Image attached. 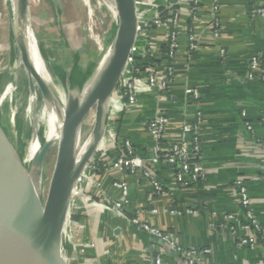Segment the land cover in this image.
Instances as JSON below:
<instances>
[{
    "label": "crops",
    "instance_id": "obj_1",
    "mask_svg": "<svg viewBox=\"0 0 264 264\" xmlns=\"http://www.w3.org/2000/svg\"><path fill=\"white\" fill-rule=\"evenodd\" d=\"M157 1L161 10L177 0ZM211 3L212 0H202L200 19L195 23L187 4L181 5L185 32L170 88L175 102L163 92L143 91L137 96L143 108L128 110L123 108L120 96L117 100L121 101L122 109L113 124L117 128V133L114 131L117 142L107 143L113 137L109 131L97 147L99 152L107 143L100 160L111 162L124 149V142L130 140L136 155L147 159L154 145L147 123L157 111L164 110L169 119L164 136L166 145L190 141L191 136L183 132V126L192 124L197 112H201V163L208 170L206 180L182 188L172 177L170 166L164 163L151 166L166 195L150 207L148 196L152 188L141 176L121 170L99 173L101 190L89 195L102 206L85 204L82 199L79 205L87 215L79 244L84 249L81 264H155L160 252L167 264H184L165 244L132 223L137 216L184 248L211 249L208 264H264V146L245 128V121L251 122L255 138L264 142V75L251 71L252 59L259 54L264 58V18L250 17L251 9L264 6V0H221L219 39L212 38L206 29L212 21ZM154 14L146 12L144 17L150 21ZM189 25L203 40L200 49L192 54L186 33ZM167 41L166 31L151 29L140 38L136 49L144 51L147 42L161 48ZM220 49L226 51L225 58L220 57ZM192 89L199 90L198 101L193 100ZM244 111L246 118L242 116ZM96 136L89 141L90 145ZM116 181L126 182L130 187L129 202L123 211L113 209L107 202V199L123 200L122 193L114 188ZM239 181L248 187L252 209L262 228L255 250L238 247L237 238L243 233H233L232 225H226L223 219L225 214H237L243 219L237 197ZM153 208L157 214L149 212ZM172 210L180 213L172 214Z\"/></svg>",
    "mask_w": 264,
    "mask_h": 264
},
{
    "label": "rangeland",
    "instance_id": "obj_2",
    "mask_svg": "<svg viewBox=\"0 0 264 264\" xmlns=\"http://www.w3.org/2000/svg\"><path fill=\"white\" fill-rule=\"evenodd\" d=\"M34 1L38 9L33 13V16L29 13L26 17L22 16L31 38L30 43H26V45L29 46V49L32 48L36 42V35H38L44 51L50 58V68L58 79L59 89L66 95V102L68 93L81 97L85 85L109 55L115 37L117 18L106 7L103 9L96 7L93 17H90V8L84 6V0ZM92 2L96 4L97 0H92ZM11 6L12 3L7 4L5 0H0V127L7 139L23 153L27 148L31 125L36 126L44 140L46 138L45 119L35 112L40 109H38V105L43 98L44 87L40 86L42 73L39 68L33 65L31 51H26L28 64H25L24 61L21 63L20 54L16 53V46L22 49L24 47L18 36V31L13 25ZM92 35H97L102 40L101 45L91 38ZM30 66L36 68L38 76L32 73ZM30 82L34 84V92L30 90ZM120 96L117 89L114 90L105 126L102 127L104 129L102 137L106 136L109 131L112 136H115L113 124L117 118V108L120 106L117 99H120ZM96 112L97 105L92 108L83 122L82 132L84 135H88L91 131L96 120ZM57 128L58 126L51 134L50 138L53 137L52 146L42 162L41 182L44 188L49 182L50 185L52 184L57 164L59 143L62 139V130L57 132ZM102 128H99L94 136L98 132H102ZM111 141L113 139H108L107 143ZM90 142L86 144L82 155L89 148ZM93 142L92 144H94ZM107 143L103 149L92 156L91 161L87 163L75 180L73 195L70 205L68 204L71 242L67 245L68 249L67 247L65 249V252H68L70 264H81L83 261L82 248L79 247V244L85 225L82 222H75L74 215L82 211L79 206L82 203L81 199L88 196L89 192L97 190L90 180L95 177L94 166L100 161ZM82 166L81 161L77 167L81 168ZM22 168L25 170L24 167ZM42 192V201L46 202L47 196L45 191L42 190Z\"/></svg>",
    "mask_w": 264,
    "mask_h": 264
},
{
    "label": "built area",
    "instance_id": "obj_3",
    "mask_svg": "<svg viewBox=\"0 0 264 264\" xmlns=\"http://www.w3.org/2000/svg\"><path fill=\"white\" fill-rule=\"evenodd\" d=\"M186 3L191 20L198 22L199 13L202 9V0H177L169 2L163 9H159L157 0H136V12L138 18V31L135 46L131 52L127 68L121 77L117 92L122 95L124 109H139L143 105L138 102L137 96L143 91L163 92L173 102L174 95L170 88L173 83L176 66L178 64V53L180 50V42L184 35L183 10L181 5ZM221 9V0H212L210 6V17L213 23L211 37L219 39L222 31L218 15ZM146 12H154V17L147 21L144 17ZM250 17L253 20L264 18V6L253 7L250 11ZM151 29L164 30L168 33L167 41V62L163 67L156 64H146L148 58H156L160 55V48H154L149 42L146 43V48L142 52H138L136 44L141 37L147 36ZM143 33V34H142ZM187 40L189 44L190 54L200 49L202 45V36L198 34L192 26L187 29ZM142 34V36H141ZM220 57H226V51L220 49ZM140 58V61H136ZM252 73L261 71L264 75V58L261 54L252 59ZM191 95L194 101L200 99L198 89H192ZM115 116V115H114ZM243 118L247 117V112L242 113ZM169 123L168 116L164 110H159L148 121L147 130L154 142L151 150V156L147 159L136 155L133 144L130 140L124 142V149L114 161H105L102 167L98 164L94 166L96 173L90 180L93 187L101 190V184L97 180L98 173H105L111 170L125 171L131 175H138L145 179L152 188L148 196L150 207L156 199L166 195V191L159 181L153 169L149 166L164 163L170 166L173 170L172 177L179 183L182 188L202 183L206 180L208 170L202 165V125L203 115L197 112L196 118L192 124H185L183 132L189 134L190 141L181 144H164V136L166 127ZM245 128L252 134L255 140L264 146V142L255 138V129L251 122L245 121ZM111 129V128H110ZM112 131V129H111ZM113 132V131H112ZM114 136V135H113ZM114 142H117L116 135L112 137ZM114 188L122 193L123 200H108V204L116 210L123 211L125 205L128 204L130 187L126 182L116 181ZM237 197L240 208L242 210L243 219L237 214H225L224 221L227 225L231 224L233 233L242 232L243 235L238 236L237 246L246 247L255 250L259 242V236L262 233L260 222L252 209V200L248 187L241 181L237 183ZM85 204L100 207L102 204L91 195L82 198ZM151 214H157L156 209L149 210ZM172 214H179L178 210H172ZM195 213V212H194ZM132 223L139 226L143 231L151 234L163 244L167 246L169 252L176 254L184 264H208L207 257L211 255L212 250L209 248H184L179 245L170 235L164 233L160 229L153 227L146 222L141 216H137L132 220ZM94 246V244H92ZM84 249L82 250V253ZM163 252H160L155 257V264H167L163 259Z\"/></svg>",
    "mask_w": 264,
    "mask_h": 264
},
{
    "label": "water",
    "instance_id": "obj_4",
    "mask_svg": "<svg viewBox=\"0 0 264 264\" xmlns=\"http://www.w3.org/2000/svg\"><path fill=\"white\" fill-rule=\"evenodd\" d=\"M114 1L117 25L106 62L83 100L76 94L68 93L57 164L43 211L25 170L14 161L8 139L0 127V264H58L60 232L76 177L82 171L76 172L78 127L95 105V125L101 121L104 105L98 99L101 95L112 96L116 90L137 38L136 0ZM18 7L22 16L26 17L28 0H18ZM16 53L22 54L24 63L28 64V55L24 50L19 51L16 47ZM30 70L38 76L34 66H30ZM30 90L35 91L33 82H30ZM51 146V142L43 144L37 157L39 162Z\"/></svg>",
    "mask_w": 264,
    "mask_h": 264
},
{
    "label": "bare ground",
    "instance_id": "obj_5",
    "mask_svg": "<svg viewBox=\"0 0 264 264\" xmlns=\"http://www.w3.org/2000/svg\"><path fill=\"white\" fill-rule=\"evenodd\" d=\"M7 4L12 3L11 10L13 14V25H15L18 36L20 37L22 43H23V49L20 47H17L19 51L24 50L25 52L27 50H30L32 54L33 60L32 63L35 67L39 68L42 75V82L40 84L41 87H44V95L41 100V102L38 105V109L36 110L37 115H41L46 122V138L43 139V136L39 134L36 126L31 125V131L29 136V141L27 144V148L25 152L21 153L19 149H17L11 141L8 140L10 149L13 154L14 161L18 166L24 167L27 177L30 179L37 201L38 205L40 206V209L43 211L47 202V199L49 197L50 191H51V185L50 182L47 186H42L41 182V172H42V162L43 159L39 162L37 160L38 154L45 142H51L53 139L50 138L52 132L54 129L58 126L57 132L61 131L62 128V122L66 110V97L65 95L60 91L59 83L57 77H55V73L50 68V58L46 54V52L43 49V46L40 42V37L36 35V42L35 45L32 48H28L29 46L26 45L30 43V35L27 32L26 24L23 20V17L21 15V12L18 7V0H5ZM34 0H28V13L33 16V13L38 9V7L34 4ZM84 6L90 8V17H93V12L96 10V7L102 8L106 7L109 9L112 14H114L117 18L116 13V6L114 0H97V3L94 4L92 0H84ZM104 8V9H106ZM85 13V12H84ZM94 30V29H93ZM107 32V31H106ZM95 34V33H94ZM106 34V33H105ZM92 39L98 43V45L102 43V40L96 35L91 36ZM21 53V52H20ZM19 59L21 60V63L23 61L22 54L19 55ZM106 59L101 63L100 68H98L89 82L85 85L83 94L81 95L82 100L85 98L87 92L92 87L96 77L98 76V73L104 66ZM23 65V64H22ZM16 78V77H15ZM37 83V82H36ZM38 85V83H37ZM39 86V85H38ZM14 94V93H13ZM100 102L103 103L104 109L102 112V119L99 122V124L93 125L91 131L88 135H84L82 132V126L83 123L78 127L77 134H76V142H75V157H76V172H79L80 170H83L86 167V163L91 161L92 155L98 152V145L100 143V140L102 139V135L104 134V129L102 127L105 126L106 116L108 115L112 96L109 94L107 95H101L98 99ZM7 101V100H6ZM12 102V101H11ZM119 108H117L118 112L121 111L122 105L119 104ZM40 106V107H39ZM4 107V106H3ZM7 108V107H6ZM96 121V120H95ZM41 122V121H40ZM102 125V126H101ZM101 126V127H100ZM103 129V131L98 132L94 144H91L89 148L86 150L84 155L82 156V151L86 147V144L92 139V137L96 134L98 129ZM93 150V154L91 155L90 152ZM82 156V158H81ZM44 158V157H43ZM82 161L83 166L81 168H78V164ZM42 190L45 191L46 194V202L42 201ZM74 191V187L71 191L70 199L72 198ZM70 205V201H69ZM70 211L67 212L61 232H60V238H59V246H58V252H57V261L58 264H70V259L68 257V252H65V249L67 245L70 243ZM68 249V247H67Z\"/></svg>",
    "mask_w": 264,
    "mask_h": 264
},
{
    "label": "trees",
    "instance_id": "obj_6",
    "mask_svg": "<svg viewBox=\"0 0 264 264\" xmlns=\"http://www.w3.org/2000/svg\"><path fill=\"white\" fill-rule=\"evenodd\" d=\"M252 10V9H251ZM212 26H213V23H212V21L206 26V29L208 30V32L209 33H211L212 32ZM191 26L189 25V28H190ZM197 31V30H196ZM198 32V31H197ZM160 51H161V53H160V55L158 56V57H156V58H148V60H147V62H146V64H156V65H158V66H160V67H163L165 64H166V62H167V57H166V54H167V46L164 44V45H162L161 46V48H160ZM136 61H140V58H137L136 59ZM121 95V94H120ZM122 96V95H121ZM118 102H120L121 103V101H119V100H117ZM114 129V131L117 133V128L116 127H114L113 128ZM103 162H105L104 160H100L99 162H98V165L99 166H101L102 165V163ZM102 167V166H101ZM150 168H151V166H149ZM97 175H99V173L97 174ZM192 187V186H191ZM190 188V187H189ZM93 193L95 194V190H93ZM86 217H87V215H85V211L84 210H82V211H79L78 213H76L75 215H74V221L75 222H82V223H84V221H85V219H86Z\"/></svg>",
    "mask_w": 264,
    "mask_h": 264
}]
</instances>
